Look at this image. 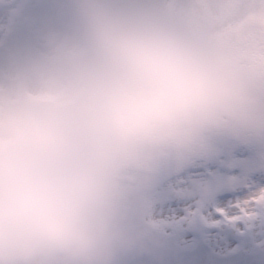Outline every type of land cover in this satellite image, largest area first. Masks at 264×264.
<instances>
[{
    "label": "clouds",
    "instance_id": "clouds-1",
    "mask_svg": "<svg viewBox=\"0 0 264 264\" xmlns=\"http://www.w3.org/2000/svg\"><path fill=\"white\" fill-rule=\"evenodd\" d=\"M0 93V264H111L115 184L187 132L264 135V90L152 0H73Z\"/></svg>",
    "mask_w": 264,
    "mask_h": 264
},
{
    "label": "rangeland",
    "instance_id": "rangeland-1",
    "mask_svg": "<svg viewBox=\"0 0 264 264\" xmlns=\"http://www.w3.org/2000/svg\"><path fill=\"white\" fill-rule=\"evenodd\" d=\"M264 90V0H152ZM73 0H0V93L70 30ZM111 264H264V135L187 132L115 184Z\"/></svg>",
    "mask_w": 264,
    "mask_h": 264
}]
</instances>
